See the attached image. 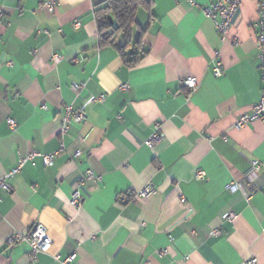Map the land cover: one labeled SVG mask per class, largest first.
I'll use <instances>...</instances> for the list:
<instances>
[{"label":"crops","instance_id":"1","mask_svg":"<svg viewBox=\"0 0 264 264\" xmlns=\"http://www.w3.org/2000/svg\"><path fill=\"white\" fill-rule=\"evenodd\" d=\"M48 1L0 0V177L63 144L50 166L36 156L0 190V264L71 254L74 264H264V122L235 127L261 95L257 0H242L224 40L202 13L216 0H151L135 15L146 55L133 67L99 46L94 9L105 0H59L54 13ZM185 77L197 79L193 90ZM73 83H85L78 96ZM84 104L85 119L62 139L66 106ZM148 184L153 192L136 197ZM35 224L52 245L33 261L25 243L7 240Z\"/></svg>","mask_w":264,"mask_h":264},{"label":"built area","instance_id":"2","mask_svg":"<svg viewBox=\"0 0 264 264\" xmlns=\"http://www.w3.org/2000/svg\"><path fill=\"white\" fill-rule=\"evenodd\" d=\"M241 2L242 0H216L214 3H209L202 8V13L211 20L213 27L215 28V30L217 31V33L219 34L222 40L226 38V35L230 30L233 17L238 11ZM58 4H59V0H54L51 2L48 1L42 4V8L48 11L49 13H54L56 6ZM190 4L193 6L192 2H190ZM257 6H258L259 17L255 24V28L257 30L255 42H256V51L260 61V74H261V82H262L261 95L259 101L253 105L250 113H245L238 117L235 123V127L237 128L243 127L252 121L264 122V0H257ZM1 22H2V12L0 11V23ZM7 64L11 65L12 62L9 61ZM212 75L215 78H219L223 75V68L221 63L216 64V66L213 68ZM181 84L191 91L197 86V79L195 77H185L181 81ZM84 87H85V83H73L71 85L72 90L77 96ZM120 88L121 90L127 89V85H121ZM103 100H104L103 95L99 97L92 96L87 100L86 104L95 101L101 102ZM86 104L81 105V107L78 108L77 110H74V108L71 105L66 106L64 110V114L60 118V122H59L60 123L59 135L62 139H64V137L67 135L72 122L81 123L85 119L83 109ZM7 123L12 129L15 128L14 120L7 119ZM158 128L159 127H157V130ZM156 140H157V134L155 133L154 135H152V137L149 140H147L146 144L149 147H152L153 143ZM62 150H63V144H61L58 151L54 153L44 154V153L31 152L27 154L25 157L20 158L18 160L17 167L15 168L14 171L9 172L6 175L0 177V190L3 192L10 191V186L7 180L15 172H18L24 166L26 161H33V159L36 156H41L43 160V164L45 166H50L53 163L56 154ZM80 154L81 151L76 150L73 153V157L77 158L80 156ZM259 169H260L259 162L253 161L250 165V171L252 173H255L258 172ZM85 179L87 180L93 179V172L91 170H88L86 172ZM194 179L197 182L204 181L205 173L202 170H197L195 172ZM225 188L231 193L242 192L246 197H248L249 195L248 189L240 182H229L226 184ZM151 192H153V187L152 185L148 184L144 189H142L136 194V197H146ZM127 198L130 197L126 195L122 196L119 198V202L121 204L122 203L124 204L128 200ZM80 199H81L80 194L77 191H75L71 196L70 204L76 206L80 203ZM184 201L185 199L181 198V202ZM228 217L229 219H233V215H228ZM263 235H264V229H263ZM16 242H23L28 246L29 249L28 256L33 261L38 254L47 253L52 245V241L50 237L47 235L45 229L40 224L32 225L25 234L15 233L11 235L7 240L8 245H13ZM163 253H165V251H163ZM75 258L76 255L71 254L62 262V264H74ZM54 259L58 260L59 257L55 256ZM246 264H256V259L252 258L249 261H247Z\"/></svg>","mask_w":264,"mask_h":264},{"label":"trees","instance_id":"3","mask_svg":"<svg viewBox=\"0 0 264 264\" xmlns=\"http://www.w3.org/2000/svg\"><path fill=\"white\" fill-rule=\"evenodd\" d=\"M151 0H105L94 9L99 46L114 47L123 63L135 66L146 55L140 34L133 40L135 15L139 8L148 9Z\"/></svg>","mask_w":264,"mask_h":264}]
</instances>
